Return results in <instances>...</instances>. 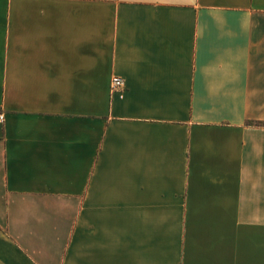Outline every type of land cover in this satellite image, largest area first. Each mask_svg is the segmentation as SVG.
<instances>
[{"label":"crops","instance_id":"1","mask_svg":"<svg viewBox=\"0 0 264 264\" xmlns=\"http://www.w3.org/2000/svg\"><path fill=\"white\" fill-rule=\"evenodd\" d=\"M0 112V264H264V0H0Z\"/></svg>","mask_w":264,"mask_h":264},{"label":"built area","instance_id":"2","mask_svg":"<svg viewBox=\"0 0 264 264\" xmlns=\"http://www.w3.org/2000/svg\"><path fill=\"white\" fill-rule=\"evenodd\" d=\"M124 88V81L119 76H113L110 81L111 91L122 90ZM4 115L0 112V122H3Z\"/></svg>","mask_w":264,"mask_h":264},{"label":"trees","instance_id":"3","mask_svg":"<svg viewBox=\"0 0 264 264\" xmlns=\"http://www.w3.org/2000/svg\"><path fill=\"white\" fill-rule=\"evenodd\" d=\"M260 125L264 126V124H260Z\"/></svg>","mask_w":264,"mask_h":264}]
</instances>
